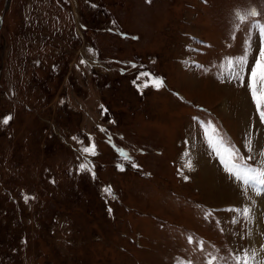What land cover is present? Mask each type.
Instances as JSON below:
<instances>
[{"label": "rangeland", "instance_id": "rangeland-1", "mask_svg": "<svg viewBox=\"0 0 264 264\" xmlns=\"http://www.w3.org/2000/svg\"><path fill=\"white\" fill-rule=\"evenodd\" d=\"M261 26L264 0H0V264L264 259V185L209 143L264 169Z\"/></svg>", "mask_w": 264, "mask_h": 264}, {"label": "snow or ice", "instance_id": "snow-or-ice-1", "mask_svg": "<svg viewBox=\"0 0 264 264\" xmlns=\"http://www.w3.org/2000/svg\"><path fill=\"white\" fill-rule=\"evenodd\" d=\"M257 15L258 13L254 8L248 10L246 13L237 11L235 14L236 19L240 23H245L250 17H256ZM260 32L262 37H264V26L260 27ZM238 63L240 64L241 69H243L246 64V60L242 59ZM144 75L147 76L149 74L144 73ZM151 82L156 87L162 86V81L158 78L152 79ZM145 86H147V84ZM247 88L251 95L252 103L255 105V110L259 115L260 121L264 123V40H262L259 55L256 57L254 64L251 65ZM10 119L11 117L7 116L0 122L7 124ZM214 135L215 133L213 132V136ZM209 143L212 145L214 151L219 157L224 172L228 174L230 178L246 186L256 183L264 185V169H257L247 164L245 158L240 157L239 154L222 139L210 138ZM83 151L85 153L95 154L94 146L91 148L86 147ZM262 155H264V153H262ZM85 167V165H81L82 169ZM185 167L190 169L191 163H186ZM106 191L110 190L106 189ZM25 199H27V197ZM244 212L246 214L247 209H245ZM189 242H191V239H189ZM214 259L215 258L209 260L208 264H213ZM233 260L235 264H264V259H258L257 253L251 250H244L242 254L235 255Z\"/></svg>", "mask_w": 264, "mask_h": 264}, {"label": "bare ground", "instance_id": "bare-ground-1", "mask_svg": "<svg viewBox=\"0 0 264 264\" xmlns=\"http://www.w3.org/2000/svg\"><path fill=\"white\" fill-rule=\"evenodd\" d=\"M251 196H252V201H254V204H256L257 202H259L260 200H263V202H264V199H263V197H262V195L260 194V193H258V192H256V191H251ZM262 202V201H261ZM261 202H259V210H261L262 208H261ZM263 206V205H262ZM248 210H249V207H248ZM258 210V211H259ZM254 213H255V210H254V212H253V215H254ZM260 214L258 213V212H256L255 213V215H254V217H255V219H253L256 223H258L259 222V219H258V216H259ZM253 217V218H254ZM254 235H255V233H253ZM255 237H256V235H255ZM253 239H254V236H253ZM253 239L251 238V242H252V244H253V242L257 245V248H256V253H257V257H258V255L260 254V253H258L257 252V250L259 249V246L260 245H258V243H260L259 241L257 242V241H255V239H254V241H253ZM254 245V244H253ZM263 253H261V255H262ZM263 256H264V254H263ZM258 259H259V257H258Z\"/></svg>", "mask_w": 264, "mask_h": 264}]
</instances>
